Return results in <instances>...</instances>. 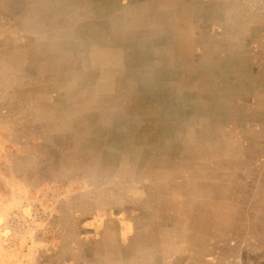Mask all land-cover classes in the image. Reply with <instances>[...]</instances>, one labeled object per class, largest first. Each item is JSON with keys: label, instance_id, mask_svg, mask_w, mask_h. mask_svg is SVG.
I'll return each mask as SVG.
<instances>
[{"label": "rangeland", "instance_id": "1", "mask_svg": "<svg viewBox=\"0 0 264 264\" xmlns=\"http://www.w3.org/2000/svg\"><path fill=\"white\" fill-rule=\"evenodd\" d=\"M0 264H264V0H0Z\"/></svg>", "mask_w": 264, "mask_h": 264}]
</instances>
